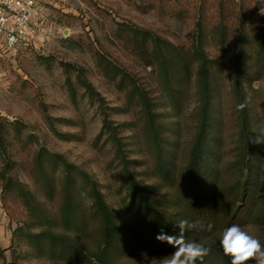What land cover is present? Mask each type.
I'll use <instances>...</instances> for the list:
<instances>
[{
	"label": "rangeland",
	"instance_id": "rangeland-1",
	"mask_svg": "<svg viewBox=\"0 0 264 264\" xmlns=\"http://www.w3.org/2000/svg\"><path fill=\"white\" fill-rule=\"evenodd\" d=\"M199 1L188 0L189 19L171 15L162 20L149 6L150 0H39L36 18L38 26L33 36L25 41L16 56L0 59V120H7L23 129V134L19 135L15 133L17 128H8L14 141L23 143L29 135L35 136V141L27 144V150H21L19 141L18 146L13 148L18 149L16 161H19L14 173L30 185L42 208L40 211L48 213L50 218L45 221L40 219L39 210L37 215L30 212L22 199L15 200L11 195L7 199L8 206H5L2 200L3 187L0 184V246L5 249L8 264L67 262V259L58 257L52 259L50 253L45 251L37 252L22 231H40L50 227L55 231L74 232L91 247L99 234L100 224L92 208V198L80 181H77L74 188L75 198L80 215L87 217L92 233L86 235L85 231L77 230L75 224L74 227L60 224L64 195L61 177L52 176L53 186L47 188L44 177L35 175L36 182H33L29 173L30 162L41 147L49 152L64 154L77 168L87 171L98 181L107 202L116 212L118 222L126 225L129 240L137 230L139 234L135 237L139 238L135 242L138 247L149 239L148 234L144 233L148 232V227L141 218L142 212L138 214L134 208H124L130 201L131 192L121 178L116 149L105 137L99 138L103 125L99 102L80 86L75 73L70 79L74 88L70 86L61 61L86 68L89 79L106 99L109 117L118 125L119 132L127 141L131 168L142 184L148 187L150 199L170 215L172 225L178 227L177 222L185 219L189 199L185 190L184 179L187 175L184 164L198 120L199 97L196 84L193 82L189 93L179 100L180 106H173L160 89L155 65L147 64L145 59L131 50L130 40L133 37L128 36L122 24L145 27L171 41L189 46ZM246 1L252 7L253 17L264 16L261 14L264 13V0ZM237 3L243 5V0H237ZM233 45L232 40L222 46H217L213 39L206 43V50L213 60L212 77L218 86L211 133L221 130L224 142V154L220 160L223 170L214 182L215 186H219L216 196L220 203L226 200L229 193L227 190L232 189L236 179L232 165L238 120L233 111L230 91ZM121 70L136 75L139 83L150 91L156 101L163 139L168 138L164 140L163 146L165 148L166 145L168 149L163 157L171 156L166 171L159 169L158 147L146 127L140 106L130 99L129 77L123 79L125 74L120 73ZM244 85L255 123L262 128L264 73L254 80L246 74ZM51 121L62 135L70 133L72 136L56 135L50 128ZM166 134H170V138ZM261 149V165L264 166V146ZM51 165L46 164L49 173H52ZM243 229L264 244V227L248 225ZM222 233L216 231L206 242L219 244ZM141 239L142 243L139 241ZM190 241L201 242L197 237H192ZM120 243L112 251L114 264H162V260L170 256L148 252L141 254L138 252L140 249L134 247V252L125 253L123 246L126 243L124 240ZM0 264H3L1 258Z\"/></svg>",
	"mask_w": 264,
	"mask_h": 264
},
{
	"label": "trees",
	"instance_id": "trees-1",
	"mask_svg": "<svg viewBox=\"0 0 264 264\" xmlns=\"http://www.w3.org/2000/svg\"><path fill=\"white\" fill-rule=\"evenodd\" d=\"M151 8L157 13L160 19L166 16H181L184 19L190 18L188 12V0H150ZM200 6L196 9L197 16L193 18L194 32L191 45L176 43L162 36L156 31L123 23L122 27L127 30L131 39L132 51L149 65H155L157 70V82L163 91L166 100L173 106L179 103L183 96L189 93L191 84L195 82L196 92L199 97L198 120L192 144L184 164L187 177L184 179L185 190L189 202L184 213L185 219L190 223H196L197 227L185 230L186 240L197 237L199 243L211 249L208 256L204 258L203 264H231L230 257L223 254L219 244L208 243L216 231H223L232 225H239L242 228L248 225L264 227V166L261 165V147L264 139V123L262 128L255 123L249 99L244 85L245 75L251 76L252 80L260 78L264 73V16L253 17L250 3L243 0L239 5L237 0H200ZM174 13V14H173ZM196 13V12H195ZM125 38V37H124ZM217 46H222L233 41V64L232 81L230 91L232 92L234 113L237 117L236 140L233 149V172L236 174L232 189L229 188L225 201L220 203L218 195L219 186H215V179L222 172L223 166L220 160L223 152L222 131L212 132L213 110L217 100V88L213 77V60L206 50V43L212 41ZM65 73L68 74L70 86L71 75L76 74L77 80L87 94L99 102L103 113V125L99 138L105 137L116 149V159L121 166L120 175L125 187L131 192L130 201L125 209H133L136 213L142 212V220L147 224L149 239L138 247L134 237H128L126 225L117 220L114 208L107 202L98 181L87 171L77 168L62 153L46 151L43 147L37 150L33 160L30 162L29 173L33 182H36L35 175L46 180V187L52 188L51 178L61 177L63 190V203L61 206L60 224L72 226L85 234L92 232L88 227L87 217L80 215V209L75 198L77 181H80L86 193L92 198V208L99 219V234L94 246H90L76 233L55 231L53 228H42L40 231H22L27 240L33 243L37 252L50 253L51 258L58 257L67 259L61 264H114L112 251L121 245L125 253L134 252L140 249L141 254L148 252L154 255H171L175 248L166 242H160L155 237L163 229L164 233L179 237L180 229L171 224L170 215L162 211L160 206L155 205L150 199L148 187L136 177L131 168L128 144L124 136L119 132L118 125L109 117L106 109V99L96 89L87 75L83 66L60 62ZM130 82V99L135 100L140 106L146 127L150 136L158 147L157 159L159 169L168 170L171 156H165L163 129L159 114L156 109V101L147 88L139 83V78L121 70ZM128 76V77H126ZM246 103L247 107L238 110L237 105ZM180 104L177 105V107ZM176 109V108H175ZM179 109V108H178ZM15 127L12 122L0 120V184L3 187L2 200L8 206V197L24 201L30 212L36 214L41 212L39 217L48 220L49 214L40 211L38 201L30 189V185L22 181L15 172L17 163L18 146L14 137L9 132V127ZM50 128L56 135L72 136L70 133L62 135L51 121ZM15 133L23 134V129L15 127ZM215 130V129H214ZM170 138V134H166ZM13 143H10V142ZM35 141L34 135L24 139L21 150L25 151L29 143ZM160 141V142H159ZM163 142V143H162ZM168 151V150H167ZM30 161V160H29ZM51 163L52 173H49L46 164ZM38 214V213H37ZM36 214V215H37ZM20 228V227H19ZM147 229V228H146ZM18 228L15 230L17 232ZM90 233H89V231ZM88 237V236H87ZM142 237V236H141ZM142 243V239L139 240ZM129 242V243H128ZM0 258L3 264H8L5 256V249L0 246ZM197 264H200L197 261Z\"/></svg>",
	"mask_w": 264,
	"mask_h": 264
},
{
	"label": "clouds",
	"instance_id": "clouds-1",
	"mask_svg": "<svg viewBox=\"0 0 264 264\" xmlns=\"http://www.w3.org/2000/svg\"><path fill=\"white\" fill-rule=\"evenodd\" d=\"M245 107L246 103L237 105L238 110ZM257 142H264V139ZM177 226L180 229L179 237L167 235L163 229L155 237L157 241L166 242L175 248L170 256L162 260V264H197V261L203 264L211 249L202 243L186 240L184 235L185 230L194 229L197 224L183 219L177 222ZM219 244L223 254L230 257L231 264H264V244L239 225L234 224L224 229Z\"/></svg>",
	"mask_w": 264,
	"mask_h": 264
},
{
	"label": "built area",
	"instance_id": "built-area-1",
	"mask_svg": "<svg viewBox=\"0 0 264 264\" xmlns=\"http://www.w3.org/2000/svg\"><path fill=\"white\" fill-rule=\"evenodd\" d=\"M39 0H0V59L14 57L33 36Z\"/></svg>",
	"mask_w": 264,
	"mask_h": 264
}]
</instances>
